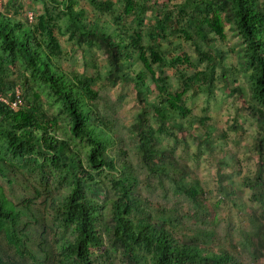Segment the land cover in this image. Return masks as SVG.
<instances>
[{
	"label": "trees",
	"instance_id": "trees-1",
	"mask_svg": "<svg viewBox=\"0 0 264 264\" xmlns=\"http://www.w3.org/2000/svg\"><path fill=\"white\" fill-rule=\"evenodd\" d=\"M61 38L90 69L65 68ZM218 84L258 126L244 189L216 149L224 130L186 99ZM201 156L217 162L211 187L190 166ZM263 220L264 0L1 1L0 264H258Z\"/></svg>",
	"mask_w": 264,
	"mask_h": 264
},
{
	"label": "rangeland",
	"instance_id": "rangeland-1",
	"mask_svg": "<svg viewBox=\"0 0 264 264\" xmlns=\"http://www.w3.org/2000/svg\"><path fill=\"white\" fill-rule=\"evenodd\" d=\"M178 0H172L173 3L177 2ZM150 13L147 12L146 15H149ZM104 20L107 22L108 25H112L113 22L109 16L104 17ZM128 20L125 19V23L127 24ZM227 44L230 48L233 49L234 52H237L239 47L243 46L242 44V38L238 31L233 30L231 27L227 29ZM64 44V52L66 53L67 57L65 59V68L70 70L71 68H86L90 69L87 65L89 63V57L82 58L80 56L79 52H72L68 51V46L64 42V39L61 38ZM179 40V39H178ZM178 40H175L178 42ZM180 45L182 47L181 50L186 51L188 54H192V46L188 42H184L179 40ZM100 56V52H98ZM235 53L229 54V61L231 59L235 61L234 57ZM93 60L99 62L97 58H93ZM100 70V69H99ZM93 71V70H88ZM173 70H166V73L171 77V85L176 87L178 85V82L176 81V76L172 72ZM248 88V87H247ZM111 92L114 95L122 94L124 95L122 104L120 107V114L121 115H133L135 111L137 110L139 104L136 101V97L133 93L132 87L129 83H122L118 82L116 86H114L111 90ZM205 94H198L197 96H193L190 92L187 94V100L188 102L193 106V109L195 111V114H197L199 117L205 116L207 117L206 121L207 124H211L213 126H216L217 128H222L224 131L222 132V136H219L218 141H216V149H218L219 145H223L226 151H228V154L231 156H235L238 158V164L235 165L234 168L229 167L228 164H224L226 172H231L232 174H229V176H232L234 182H237L239 184V187L241 189L246 188L244 183V178H250L252 174L254 173V170L256 168L258 154L255 151L254 148V142L256 134L258 133V126H256L257 122L254 117L247 114L246 112L242 111L239 108L238 100L234 97L229 95L225 90H223V86L221 84H218L217 87L213 89V94L211 97L206 100ZM204 108L207 110L205 111ZM235 118L238 120L241 124V129L237 130L235 127H231V125L228 127V122ZM229 119V120H228ZM218 156L221 154L217 153ZM207 162L204 163V165H197V168L194 165L192 166V170L194 173H199L201 177L206 178L208 180L209 185L211 181H213V178L215 175L212 176V172L216 174L217 172V162L213 160L211 157H204ZM210 169V170H209ZM208 170V172L206 171ZM212 176V178H211ZM211 187V185L209 186ZM237 194L241 196V201L244 203H249L247 200V192H244L243 190L238 191ZM218 194H214V199L217 198ZM227 209V208H226ZM260 211V210H259ZM258 211V212H259ZM222 213V212H221ZM224 216L230 215L229 210L227 209L223 211L222 213ZM243 219V218H240ZM264 221V220H263ZM263 221L261 223H263ZM233 222L237 224L236 227V233H239V229L249 228L246 221H236L233 219ZM245 229V230H246ZM258 264H264V257L258 258Z\"/></svg>",
	"mask_w": 264,
	"mask_h": 264
},
{
	"label": "built area",
	"instance_id": "built-area-1",
	"mask_svg": "<svg viewBox=\"0 0 264 264\" xmlns=\"http://www.w3.org/2000/svg\"><path fill=\"white\" fill-rule=\"evenodd\" d=\"M1 1H2V0H0V5H1ZM29 16H31L30 13H29ZM1 99H2V98H1ZM14 105H15V103L12 102V103H11V106L13 107Z\"/></svg>",
	"mask_w": 264,
	"mask_h": 264
}]
</instances>
